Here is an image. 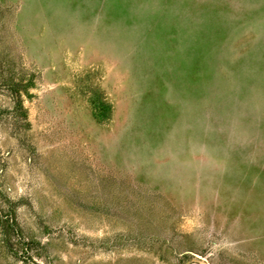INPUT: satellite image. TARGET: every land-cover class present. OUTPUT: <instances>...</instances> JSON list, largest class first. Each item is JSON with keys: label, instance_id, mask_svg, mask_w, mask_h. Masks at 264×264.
Masks as SVG:
<instances>
[{"label": "rangeland", "instance_id": "rangeland-1", "mask_svg": "<svg viewBox=\"0 0 264 264\" xmlns=\"http://www.w3.org/2000/svg\"><path fill=\"white\" fill-rule=\"evenodd\" d=\"M0 264H264V0H0Z\"/></svg>", "mask_w": 264, "mask_h": 264}]
</instances>
